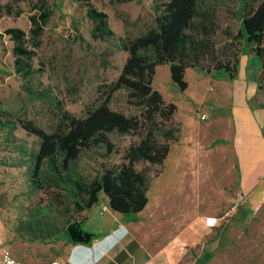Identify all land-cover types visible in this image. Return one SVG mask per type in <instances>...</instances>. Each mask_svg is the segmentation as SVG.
Instances as JSON below:
<instances>
[{
    "label": "rangeland",
    "instance_id": "obj_1",
    "mask_svg": "<svg viewBox=\"0 0 264 264\" xmlns=\"http://www.w3.org/2000/svg\"><path fill=\"white\" fill-rule=\"evenodd\" d=\"M89 3L107 15L112 37L92 38L98 24L89 18L85 2L0 0V228L15 241L36 246L44 254H56L65 241L67 228L83 220L76 206L74 183L91 184L105 169L127 163L126 151L140 142L137 134L113 132L108 134L114 145L112 152L106 147L92 148L83 151L66 172L46 165L40 180L34 175L40 141L26 132L23 125L32 122L51 134L63 112L84 118L89 110L99 107L129 57L123 45L157 29V19L162 13V2L156 0L129 3L89 0ZM44 8L52 11V15L29 62L31 73L26 75V64H16L15 43L5 31L21 29L27 34L26 46L33 49L30 18ZM248 10L243 0H198L199 15L186 34L189 41L209 40L215 53L201 61L198 68L186 71L185 92L173 84L169 66L157 67L153 87L167 103L178 108L173 127L180 135L177 142L170 143V152L172 147L193 139L204 144L207 137L221 131L215 125L210 127L214 120L230 116L233 102L229 100L228 88L231 82L239 80L213 79L216 60H225L238 52L242 80L249 84L258 82L260 61L246 54L243 44L236 39L241 16ZM140 54L154 56L152 51ZM229 90L234 92V86ZM130 94L127 89L117 91L109 107L129 118L140 117L143 111L140 100ZM249 104L256 112H264V93L256 91ZM169 128L165 124L156 133L159 142L165 141L163 135ZM191 147L203 148L199 144ZM234 161L229 147L214 154L213 163L204 161L208 170L201 179L208 202L201 204V210H210L216 216L211 233L202 240L205 248L201 253L197 250L200 253L197 262L210 254L213 258L208 264H264V206L256 204L253 209L248 208L243 196L236 192L238 176ZM135 168L146 174L149 186L164 171V165L160 168L145 162L136 163ZM103 205L101 196L94 207L103 212Z\"/></svg>",
    "mask_w": 264,
    "mask_h": 264
},
{
    "label": "trees",
    "instance_id": "obj_2",
    "mask_svg": "<svg viewBox=\"0 0 264 264\" xmlns=\"http://www.w3.org/2000/svg\"><path fill=\"white\" fill-rule=\"evenodd\" d=\"M76 1L88 3V16L98 24L92 33L94 40L114 35L108 27V17L105 13L93 8L89 0ZM132 1L119 0L121 3ZM156 1L162 2V13L157 19L158 28L123 45L129 57L119 78L109 87L106 99L99 107L89 110L84 118L63 112L56 130L51 134L32 122L23 125L26 132L40 141L34 163V175L38 180L46 165L66 172L83 151L106 147L108 152H112L114 145L110 142L108 134L118 132L121 135L137 134L140 137V142L131 145L126 151L127 163L115 169H105L102 176L91 184L87 185L82 181L74 183L73 190L78 200L76 206L79 214L91 210L104 195L108 198V207L113 212L120 213L133 222L138 220L137 215L148 203L149 181L146 174L136 170L135 164L145 162L162 168L170 152V143L177 142L180 135V131L173 127L177 106L167 103L162 94L153 87L156 69L159 66H169L173 84L180 92H185L188 88L186 71L198 68L201 61L215 53L209 40L189 41L186 34L199 15L198 0ZM243 2L245 9L249 10L241 16L236 39L240 45L243 44L246 54L254 55L260 61L258 92L264 93V0ZM51 15L52 11L44 8L38 15L30 18L32 28L29 34L33 49L26 46L27 34L21 29L12 28L5 31V35L15 43L13 52L17 58L16 64H26V75L31 73L29 62L35 54L34 49L40 46L43 28ZM141 51H152L154 56L142 55ZM212 69L215 72V80L224 77L230 81L236 80L239 73L238 52L225 60H216ZM121 89L129 90L131 98L140 100L143 110L140 117L129 118L110 109L112 96ZM262 109L264 110V107ZM165 124H169L171 128L164 132L165 141L159 142L156 133L160 132ZM223 143L215 141L213 146ZM82 222L77 223L82 226ZM65 239L72 242L67 231ZM212 258V255L206 254L197 264H208Z\"/></svg>",
    "mask_w": 264,
    "mask_h": 264
},
{
    "label": "crops",
    "instance_id": "obj_3",
    "mask_svg": "<svg viewBox=\"0 0 264 264\" xmlns=\"http://www.w3.org/2000/svg\"><path fill=\"white\" fill-rule=\"evenodd\" d=\"M242 76L241 65L239 82H231L228 88L233 102L228 105L230 116L210 125L221 130L219 134L207 137L204 144L193 139L172 147L163 173L149 186L148 203L136 222L109 207L101 212L95 206L82 213V228L93 235L92 241L81 244L65 239L56 254L23 245L0 228V264L5 248L24 264H197L205 248L202 240L211 233L216 216L201 210L208 202L201 179L208 170L204 161L213 163L214 154L229 147L237 169L236 192L248 208L264 206V112H256L249 104L258 92V82L249 84ZM232 85L234 92L229 90ZM215 141L224 143L210 148ZM193 144L203 148L196 150ZM102 198L109 206L108 198Z\"/></svg>",
    "mask_w": 264,
    "mask_h": 264
},
{
    "label": "water",
    "instance_id": "obj_4",
    "mask_svg": "<svg viewBox=\"0 0 264 264\" xmlns=\"http://www.w3.org/2000/svg\"><path fill=\"white\" fill-rule=\"evenodd\" d=\"M67 233L73 243L89 244L93 235L84 231L81 224L73 223L67 228Z\"/></svg>",
    "mask_w": 264,
    "mask_h": 264
},
{
    "label": "built area",
    "instance_id": "obj_5",
    "mask_svg": "<svg viewBox=\"0 0 264 264\" xmlns=\"http://www.w3.org/2000/svg\"><path fill=\"white\" fill-rule=\"evenodd\" d=\"M202 119L204 120L206 119V117L203 116ZM107 210H108V206L103 205V212H106ZM1 263L2 264H24L23 262L15 258L12 252L8 249H4L2 251Z\"/></svg>",
    "mask_w": 264,
    "mask_h": 264
}]
</instances>
